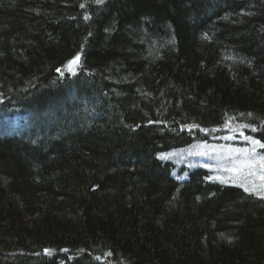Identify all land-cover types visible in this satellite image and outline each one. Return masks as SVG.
I'll use <instances>...</instances> for the list:
<instances>
[{"label":"trees","instance_id":"obj_1","mask_svg":"<svg viewBox=\"0 0 264 264\" xmlns=\"http://www.w3.org/2000/svg\"><path fill=\"white\" fill-rule=\"evenodd\" d=\"M227 124L264 145V0H0V264H264L182 154Z\"/></svg>","mask_w":264,"mask_h":264},{"label":"rangeland","instance_id":"obj_2","mask_svg":"<svg viewBox=\"0 0 264 264\" xmlns=\"http://www.w3.org/2000/svg\"><path fill=\"white\" fill-rule=\"evenodd\" d=\"M69 60L61 70V73H74L77 70L79 60L72 64L76 58ZM245 134L239 127L227 124L222 130H218L209 140L201 142L191 150L183 151L185 157L193 154L197 164L205 165L212 172V177L225 181H236L258 195L264 196V170L260 164L264 161V152L259 142ZM181 154V155H182ZM245 163L255 165L253 168L245 167ZM254 173V174H251Z\"/></svg>","mask_w":264,"mask_h":264},{"label":"snow or ice","instance_id":"obj_3","mask_svg":"<svg viewBox=\"0 0 264 264\" xmlns=\"http://www.w3.org/2000/svg\"><path fill=\"white\" fill-rule=\"evenodd\" d=\"M98 2H99V0H98ZM78 60H79V56H77V57H76L71 63H72V64H75ZM257 143H258V142H257ZM262 146H264V145H262ZM163 158H166V157H163ZM244 166H245V167H248V168L251 169V168H253L255 165L245 163ZM260 168H261L262 170H264V161L261 162V164H260ZM251 174H254V173H251ZM260 179H261V180H264V175H261ZM245 191H249V189H248V188H245ZM47 252H48V250L46 249V250H45V253L47 254Z\"/></svg>","mask_w":264,"mask_h":264}]
</instances>
